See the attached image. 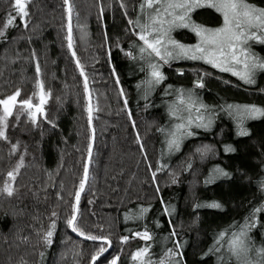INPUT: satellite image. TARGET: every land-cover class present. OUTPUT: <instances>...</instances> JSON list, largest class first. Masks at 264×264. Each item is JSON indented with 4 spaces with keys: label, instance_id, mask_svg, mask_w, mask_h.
Masks as SVG:
<instances>
[{
    "label": "trees",
    "instance_id": "1",
    "mask_svg": "<svg viewBox=\"0 0 264 264\" xmlns=\"http://www.w3.org/2000/svg\"><path fill=\"white\" fill-rule=\"evenodd\" d=\"M124 2L127 17L121 0H73V48L88 78L94 130L79 226L111 241V250L96 264H111L117 256V264H134L132 254L146 245L156 260L172 249L183 254L178 255L181 264H237L226 243L219 251L210 249L220 232L238 231L237 225L264 204V117L240 121L228 105L264 108V72L257 71L255 83L245 84L203 60L178 58L165 64L158 57H142L143 42L128 31V19L139 15V0ZM249 2L264 8V0ZM12 3L0 0V27L12 13ZM27 10L28 26L17 17L0 37V99L17 89L19 100L33 97L39 93L38 80L50 96L46 120L38 116L34 125L26 114L19 120L14 115L8 141L0 140V187L18 158L24 160L14 195L0 196V264H90L102 243L77 238L66 224L91 144L84 80L67 47L63 0H31ZM191 19L212 29L223 23L210 8L196 9ZM182 33L191 42L197 38L190 28L172 30L171 37L182 44ZM251 51L264 59V45L251 43ZM150 62L160 65L165 77L160 84L148 83ZM201 79L204 87L198 88ZM181 94L196 101L187 129L193 134L181 135L179 149L170 150L169 134L189 118L179 103ZM172 109H179L175 116ZM198 115L204 123L211 120L208 128L196 127ZM241 128L248 135H239ZM13 144L19 146L15 154ZM213 202L222 207L205 206ZM142 208L148 211L141 216ZM258 220L249 233L256 247L264 245V213ZM53 221L52 243L46 245L43 235ZM145 230L151 240L133 235ZM125 236L129 239L122 243Z\"/></svg>",
    "mask_w": 264,
    "mask_h": 264
},
{
    "label": "snow or ice",
    "instance_id": "2",
    "mask_svg": "<svg viewBox=\"0 0 264 264\" xmlns=\"http://www.w3.org/2000/svg\"><path fill=\"white\" fill-rule=\"evenodd\" d=\"M31 0H13L12 13H9L6 23L0 27V37L5 36L6 30L13 26L17 17L24 22V27L28 26L27 17L29 12L27 10L28 4ZM65 6V12L67 16V47L71 50L72 56L76 57V52L73 48V35H72V19L75 14L73 0H63ZM120 7L125 9L124 15L128 16L127 5L124 0H121ZM210 8L214 9L222 16V26L212 29L203 25L196 24L191 19V13L196 9ZM139 15L136 19H128V24L133 35H136L138 41H142L143 44L139 47V52L142 57L146 54L149 58H159L165 64L169 63L170 59L187 58L191 60H203L205 63L212 65L213 68H218L221 72H230L233 76L238 77L245 84L255 83L254 76L257 71L264 72V59L258 57L251 51V43H258L264 45V8L257 7L249 2V0H139L138 4ZM101 11V15H102ZM190 28L197 37H199V43L194 46H185L172 39L171 32L175 28ZM82 34V39L84 38ZM251 42V43H250ZM126 55L132 57V52L126 53ZM76 65L80 69V75L84 77V89L86 93H89L88 78L84 72V68L81 66L79 59H76ZM151 68V80L148 81L151 85L160 84L164 79V75L161 73L160 65L158 63H149ZM36 74L39 77L41 74V68L39 63L35 66ZM117 83L119 80L117 78ZM198 88H203L204 84L201 80L196 83ZM37 88L39 93H33V97H39L38 103H33V97L19 100L20 90L6 98L0 99V140L8 141L7 129L9 127V119L15 115L19 120L21 115L26 114L32 124L38 123V116L47 119V115L44 111V105L47 103V97L50 96V92L45 91V86L42 80L37 81ZM123 95V90H121ZM91 100V94L89 93V101ZM179 103L184 106V110L189 113L187 123H178L176 125V131L171 132L169 135L171 139L168 140V147L170 150L179 149V139L183 134L192 135L191 131L187 129L193 123L191 119V111L196 105V101L193 100L191 94L187 99L181 94ZM125 104L127 101L125 100ZM204 105H200L196 108V112H200V108ZM230 110H234L236 116L240 121L244 119H255L264 117V108L257 107L255 105H228ZM89 126L92 124L93 119V107L91 103L87 107ZM179 109H172V115H176ZM129 115H131L129 113ZM178 119L180 117H177ZM200 123L196 124V127L208 128L211 124L209 119L207 123H204V117L198 115L196 117ZM55 126V125H53ZM163 132V129H159ZM94 135V130H93ZM239 135H248V132L243 128L240 129ZM137 142H139V136H137ZM18 144L11 146V154H15L18 150ZM226 151H231V148H226ZM92 157V145L89 144L88 148V161L83 168V176L79 182V189L75 193V205L73 206L72 215L67 218V227L72 232L84 239L92 241H103L98 251L91 257L92 264H96L97 259L103 255L111 246V241L107 237H99L96 235L86 234L79 226L77 214L79 212L80 195L85 190L86 184L89 179V165ZM24 166L23 157L21 156L16 166L7 172V179L3 183V187H0V193H6L11 197L16 191L13 187L19 170ZM217 172L224 176L228 173L223 172L221 169H217ZM153 172V177H155ZM175 182V181H173ZM261 188L264 190V181L261 182ZM159 191V189H157ZM201 205H197L200 207ZM206 207L213 209H220L222 206L219 203L213 202ZM141 216L148 211L147 208H142ZM168 211V209H165ZM264 213V204L254 208L250 215L245 218L243 225H237L238 231L232 232H220L218 239L215 242V246L210 251H219L220 246L224 243L227 244V248L232 257H234L237 264H264V245L256 247L252 241V237L249 235L250 231L257 227L259 223L258 214ZM56 215L55 212L52 213ZM56 223L53 221L50 225V229L43 235V242L46 245H51L52 236ZM135 237H139L142 240L148 241L152 239V236L147 230L143 232H136L133 234ZM175 236V231L172 232ZM226 237H228L226 239ZM128 237H122L121 242L126 243ZM181 245L177 243L176 247ZM149 246L138 249L131 256V259L135 264H152L151 259L148 258ZM42 255V254H41ZM182 256V253L175 252L172 249L168 250L165 260H160L159 264H173L170 257ZM253 255L255 259L253 258ZM119 257H114L111 264H117ZM174 264H181L179 260Z\"/></svg>",
    "mask_w": 264,
    "mask_h": 264
},
{
    "label": "rangeland",
    "instance_id": "3",
    "mask_svg": "<svg viewBox=\"0 0 264 264\" xmlns=\"http://www.w3.org/2000/svg\"><path fill=\"white\" fill-rule=\"evenodd\" d=\"M218 28V27H217ZM178 29H184L183 27H180V28H175V29H173V30H178ZM215 29V28H214ZM190 33H191V36H190V39H192V32L190 31ZM181 39L184 41V43H182L183 45H185V46H194V45H196V44H198L199 43V37H197V38H194L195 40H194V42H191V40H189V34H187V33H182L181 35ZM175 40V39H174ZM179 43V42H178ZM39 102V97H37V101L36 102H34V104L35 103H38ZM91 105H92V101H91ZM92 127H93V125H92ZM21 157V156H20ZM20 157L18 158V160H17V162H16V164L19 162V159H20ZM23 162H24V160H23ZM16 164L14 165V167L16 166ZM13 167V168H14ZM12 168V169H13ZM11 169V170H12ZM7 179V178H6ZM1 187H3V184L1 185ZM2 195H7L6 193H0V196H2ZM144 248V247H143ZM137 250H135L134 252H136ZM167 253H168V251H167ZM167 253H165V255H163V257H161L159 260H156L157 259V257H155V256H148V258L149 259H151V261H152V263L154 262V261H156L155 262V264H159V261L160 260H165L166 259V257H167ZM169 259H171L172 261H173V264H174V262L175 261H177L178 260V255L177 256H175V257H170ZM133 262V261H132ZM134 264H135V262H134Z\"/></svg>",
    "mask_w": 264,
    "mask_h": 264
},
{
    "label": "water",
    "instance_id": "4",
    "mask_svg": "<svg viewBox=\"0 0 264 264\" xmlns=\"http://www.w3.org/2000/svg\"><path fill=\"white\" fill-rule=\"evenodd\" d=\"M71 51V50H70ZM74 60L76 61V57L74 58ZM76 63V62H75ZM79 69V68H78ZM79 71H80V69H79ZM83 80H84V77H83ZM90 93V92H89ZM89 93H87V98H88V106H89V103H91V100L89 101ZM90 130H91V145H92V150H93V144H94V135H93V127H92V124H91V126H90ZM88 161V156H87V159H86V162ZM83 193V192H82ZM82 193H81V195H80V198H81V196H82ZM75 205V204H74ZM79 206V205H78ZM71 230V229H70ZM72 232V231H71ZM72 234L74 235V236H76L77 238H80V239H82V240H84V241H90V242H99V243H103V241H100V240H97V241H92V240H87V239H84V237H82V236H79V235H77L76 233H74V232H72ZM107 248H108V250L103 254V255H101L99 258H101V257H103V256H105L110 250H111V246L109 247V246H107ZM98 258V259H99ZM90 264H92V261L90 262Z\"/></svg>",
    "mask_w": 264,
    "mask_h": 264
}]
</instances>
